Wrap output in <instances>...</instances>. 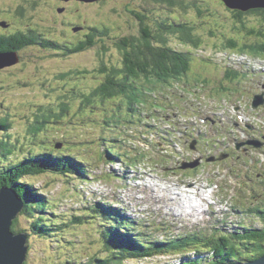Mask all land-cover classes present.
I'll use <instances>...</instances> for the list:
<instances>
[{
  "label": "rangeland",
  "instance_id": "obj_1",
  "mask_svg": "<svg viewBox=\"0 0 264 264\" xmlns=\"http://www.w3.org/2000/svg\"><path fill=\"white\" fill-rule=\"evenodd\" d=\"M16 1L0 0V9H2L0 10V22L4 23L5 20L11 21L10 18H12L14 12H8L7 9L11 7L13 10ZM79 1L86 2L83 0ZM68 4L69 9L78 8V11L75 12L76 14H90L92 16L90 19L93 17L97 18L96 22L102 19L108 20L110 15L114 14L111 13V10L115 6L118 12L115 13L114 18L119 25V29L123 28L121 29L122 31H128L133 34L139 33V24L134 12L148 14L153 22L158 20L163 21L165 18H169L167 20H170L176 18V15H182V20L192 21V23L198 21L199 25L196 27V30L201 34L200 42H202V46L199 51H192L194 56L191 57L192 67L190 72L181 81L169 83H173L172 85H168L167 87L160 85L157 93L165 90V88H168L170 94L177 93L181 89H185L188 92H193L195 89L202 93L200 94L202 98L200 101L207 102L200 105L201 103H199L198 99H195V103L199 108L200 106L204 107L200 108L203 109V112L205 109L211 110V115L210 111H207V114L212 119L207 118L209 120L206 121V119L200 118V120H197V117L183 116V114L177 113L178 109L168 107L167 110L171 111L173 115L177 114L180 120H192L195 122L194 125H190L182 131L183 138L180 139L182 143H173L176 153L174 151L167 152L164 158L160 160V163H156L155 165H150L149 162H146V164L140 163L141 166L135 168L137 174L135 178L130 176L129 178L125 177L126 180H124L119 174V177L116 179L110 178L108 176L109 173H117L114 165L106 159L103 162L96 154V151H94V149H97V151L101 150L97 145L100 133L107 131L110 134L112 132L116 134L117 131L115 126L111 125L107 127V124L104 122L108 118L106 112L95 111L97 109L102 111V109H99L102 105L90 108L92 112H86L84 115L83 113L74 112L70 118L64 119L65 122L61 123L62 125L47 123L45 126L47 129H43V127L40 131L35 130V132L32 127L35 125V120L33 119H35V114L39 108L44 109V107L59 105L64 100H68L67 103L69 106L71 105L70 108L80 106L79 99L73 96L72 90L68 89L71 90V93L66 89L63 90V86L69 82L75 83L80 79V76L75 80L68 79L70 78L68 73L74 66L86 67L97 65L101 57L99 56V48L96 46L101 43L94 46L96 48L93 47V49H89L81 54L71 53L70 55H65V48L63 47H60V49L32 47L25 50L22 61L17 67L11 70L5 69V67L3 68L5 71L0 73V102L2 103L0 118L5 117L8 120L10 119L9 129H2L3 131L1 130L0 132V141L3 139L15 141L18 149L15 157L19 158L27 154L28 150L31 152V147L36 144L38 146H34L33 153H37L42 148L52 145H55L54 149L55 153H57V151L63 149L66 142H69L70 138L68 135H70L71 140L75 139L78 153L84 156L82 160L85 161V158L87 160L88 157L90 158L94 176L90 178V181H79L80 179L78 178L70 179L66 176H57L49 173L26 176L24 178L25 181L34 183L36 188H39L49 200V210L45 214L46 217L48 219H55L58 223L64 221L68 224L65 227V231L61 232L60 237H57L60 233L44 238L33 235L32 240L29 241L30 250L28 251L25 263L73 264L72 262H74V264H80L81 260H83L81 257L87 260L91 256L104 257L106 252L103 251L101 243L98 241V236L102 229L108 228L105 226L108 219L89 211V207L94 206L97 202H103L115 208L120 206L122 207L121 209L120 207L118 208L120 210L125 208L128 211L126 213L128 217L136 220L133 224L134 226L131 227L132 231H130L133 234H138L140 228L143 230L141 223L143 222L142 219H145V217L131 215L129 212L133 210V207L137 206L139 210L146 209L147 212L154 210L156 220L165 223L160 224L159 229L161 231L155 233L152 227L150 228V232L145 231L147 232L145 233V239L157 241L165 240L163 238L166 231H168V236L171 237L179 234L182 229H193L196 225L201 228L206 226L201 230L202 232H212L218 225L210 214V207L213 206L212 204L221 201V199L223 200V206H219V203L214 204L216 205L214 207V214L228 210L230 205H234L233 201L235 197H237L235 205L238 206L237 201H239V206L241 207L251 204L254 200H256L254 202L261 200L264 197V185L261 183L262 190L261 195H259L257 193L259 189H256L254 184L264 182V173L262 171L264 170V101L258 106H254V109L252 108V102L255 94H261L264 98V64L255 65L257 68H262L263 72L258 71L256 75H252L249 73L252 67H248L249 64H243V61H264V51L258 49L255 51L253 49L240 51L237 50L238 48H231V45H226L225 43L228 39L232 38V42L235 41L240 46L253 42H258V45L263 46L264 14H261V12H250L249 10L240 14L238 10L235 12L234 8H230L221 0H184L186 7L180 4L168 6L166 3L159 2L158 0H107L105 5L100 6H88L87 4L76 3L75 1ZM256 8L259 7L257 6ZM38 11L39 15L35 17V22L41 26L53 27L56 30V33L52 34L46 32V36L55 38L57 35L54 34H60L61 31L65 30V25H62L64 16L55 18L54 22L58 21V23L54 24L52 21L53 9L50 6L47 4L42 7L39 6ZM165 22L169 23V21ZM2 23V27H5V23ZM71 36L73 34H68L65 39L73 41L74 39ZM170 40V43L175 48L186 50L189 47L183 44L184 39H181L178 34L177 37H171ZM115 41V39L111 38L105 39L110 48L106 59H108L107 61L112 59V62L118 63V61H121V57L115 48ZM191 44L194 45L193 43ZM228 65L229 67L227 68ZM227 72L229 76H233L234 80L224 79L225 83L221 84V79L224 75H227ZM65 73V76H61ZM236 74L239 75L236 77ZM88 79H83L84 83ZM92 80L91 82L97 84L99 78L92 77ZM232 82L235 85L233 93H230ZM241 88H244L243 90L246 92L243 96L239 94L240 91H243ZM251 88L253 89L252 92H250ZM199 89L207 91L204 92ZM219 92L221 93L216 95ZM154 95L151 97L155 98L156 95ZM156 98L157 101L156 99H152L149 104H143V112L146 110L153 111L155 103L160 104L159 98ZM226 103L231 104L228 109L224 108ZM116 105L119 106V103L117 102ZM211 106H213L212 109ZM224 115L228 116L227 122H225ZM134 116L140 117L135 114L130 116L131 118L127 116L128 119L126 120H131ZM139 119H141L139 120L140 124L137 125L144 127L142 122L144 123L145 121L142 118ZM205 124H210V127L207 128ZM250 124L256 125L259 128H256V133H251L252 127ZM238 127L240 129H237ZM128 128L130 133L134 134L136 132L134 125L129 124ZM202 130L204 132L207 130L210 136L206 138L205 135H202L203 138L199 139L200 147L204 146L199 151L205 153V156L208 154L219 156L225 150L227 153L233 152V158H228L227 156L221 161H203L199 168H184L185 163H189L195 157L200 156L198 151L189 148L190 144L186 146L188 143L186 141L195 142L193 138L188 139V137H192V133L189 132H193L196 136V133L202 132ZM116 135H122V133ZM222 136L223 138H221ZM232 137L235 138V143L231 147ZM219 138L222 146L211 142L219 140ZM17 139L19 140L18 142ZM148 139L151 142L153 141L151 137H148ZM205 139L211 140L210 147H208ZM248 140L253 141H249L240 147L237 146ZM86 141L90 144L86 143ZM256 141L260 142L261 145H249L250 142ZM102 143H105V141H102ZM94 145L97 146L95 147ZM123 145L125 144H119L118 146L125 148L126 146ZM121 151L124 153V150ZM24 157L26 156L22 158ZM188 158H191V160ZM113 159H115L114 155ZM4 161L0 158V169H3L5 162L7 163L9 160ZM167 165H170L174 169H164L160 172ZM102 166L107 168V173L103 172ZM257 169L259 170L257 171ZM145 171H147L148 176H145ZM259 173L263 174L259 175ZM127 174H129L128 170L123 175ZM82 182H86L87 185ZM187 183H192L194 188L190 186L184 187L183 185ZM78 188L83 190L81 194H77ZM149 188L153 190V193L154 191L157 193L155 194V198L159 200L158 202L152 203V199L149 197ZM185 189L190 192L184 193ZM174 190L191 195L192 204L202 206V210L198 211L187 208V210L181 209L180 211V203L183 197H177V194L175 196L173 194ZM203 192L208 193L207 201L201 198ZM165 202L169 204L166 205ZM78 211L79 215L92 214L97 224L85 223L84 221L71 222V216L73 214L77 215ZM169 214L180 218L182 223L181 221L176 224L170 223L167 220ZM57 217L59 218L56 219ZM243 217L240 215L238 218H234L233 216L228 218L229 222L227 223L229 226L226 229L232 228L230 230H238L239 223H241ZM19 219L18 228H25L27 225L26 218L21 216ZM243 222L254 224L253 222L251 223L250 219H246ZM124 232L128 231L125 230ZM163 248L161 246L159 249L160 253L152 257L131 259L130 264H176L182 255L162 251ZM187 254L192 255L195 253L187 251L184 255Z\"/></svg>",
  "mask_w": 264,
  "mask_h": 264
},
{
  "label": "trees",
  "instance_id": "obj_2",
  "mask_svg": "<svg viewBox=\"0 0 264 264\" xmlns=\"http://www.w3.org/2000/svg\"><path fill=\"white\" fill-rule=\"evenodd\" d=\"M158 1L166 3L168 6L180 4L186 7L184 0ZM105 3L106 2L103 4ZM46 4L50 6L52 3L46 0L16 1V4H14L16 6L14 9V14L16 15L15 21L17 23H22V25H32V23H35V32H33V34H27L26 32H22V29L15 28V33L18 34L10 38H0V51H9L11 49L20 51L25 47V43L26 45L42 44L44 48L50 47L51 49H60V47H63L65 48V55H70L71 53H84L101 43L96 46L99 48V56L101 59L97 65L95 64L93 66L80 67L76 65L71 68L68 73V75H70L68 79L75 80L78 79L79 76L80 79L75 83H66L67 87L65 84L63 90L66 89L70 93L72 90L73 96L79 99L80 106H76L77 108H70L71 105L69 106L67 103L68 100H64V102L59 103V105L44 107V109L39 108L38 112L35 114V119H33L35 120V125L32 126L34 132L35 130L40 131L43 127V129H47L45 127L47 123L62 125L61 123L65 122L64 119L70 118L72 113H83L84 115L86 112H92L90 108L102 105V107L99 108L102 109V111L98 109L95 111L106 112L108 118H106L104 122L107 124V127L111 125L115 126L117 128L116 134L122 133V135H116L113 134V132L110 134L107 131L100 133L98 146L101 150L97 151V149H94L100 159L111 161L114 167L118 163L123 170H128L129 174L132 175L135 173V168L141 166L140 163L146 164V162L157 160L160 162L167 152L175 151L176 148L173 144L175 140H173V143L169 142L161 146L158 141L151 142L148 136L149 134L152 137L157 136L160 133L159 130L163 131L162 126L164 124L177 126L173 113L167 110L168 107L178 109L179 111L177 113L188 115L192 118L202 115L199 111V106L195 103V99H202L200 95L194 96L196 90L188 92L185 89H181L177 93L170 94L168 88H165V90L157 93L160 85L163 87L172 85L175 81H181L190 72L192 67L191 57L194 56L192 51H199V48L202 46V42H200L201 34L196 30V27L199 25L198 21L192 23V21L182 20V15H176V18L170 20H167L169 18H165L163 21L158 20L153 22L148 14L134 12L137 23L139 24V33L133 34L128 31H122L121 29L123 28L119 29V25L114 18L118 9L113 6L111 13L114 14L110 15L108 20L102 19L99 22H96L97 18L93 17L90 19V17H92L90 14H84V17L78 13L76 16L75 14L64 15L62 25H65V30L61 31L60 34H54L57 35L55 38H50L48 36L45 37L44 34H46V32L51 34L56 33L55 28L41 26L35 22V17L39 15V6L42 7ZM75 9L76 7L71 8V11ZM249 11L264 13V7L249 9ZM243 12L244 11H239L240 14H243ZM59 16V14H55L53 11L52 21L54 22V19H57ZM83 21L86 22L85 26L88 30H85L87 32H75L74 27H77L79 22L82 23ZM165 21H169V23ZM57 23L58 21L54 22V24ZM68 34H73V36H71L74 39L73 41L65 39ZM177 34L181 39H184L183 44L189 46L186 50L175 48L170 43V38L177 37ZM106 38L116 40L115 48L121 57V61H118V63L112 62L110 54V60L107 61L108 59H106V56L110 52V48L105 42ZM62 39L65 40L60 41ZM231 39L232 38L228 39L225 43L226 45H231V48H238L237 50L240 51L248 49L264 51V45H258V42L246 43L245 46H240L239 43L235 41L232 42L233 40ZM11 44L12 47H10ZM65 75L66 73L61 76ZM238 75L239 74H236V77ZM89 76L91 77L89 78ZM92 77L99 78L97 84L91 82L93 81ZM83 79H88V81L84 83ZM224 79L234 80L233 76H229L228 72L227 75H224L221 79V84L225 83ZM172 81L173 83L169 84ZM229 83L231 84V82ZM234 85V82H232L230 93H233ZM226 92L230 94L228 91ZM220 93L221 92L216 93V95ZM245 93L244 91H240L239 94L243 95ZM153 94L156 95H154L155 98L151 97ZM156 97L159 98L158 101L160 104L155 103L153 111L146 110L143 112V104H149L152 99H156L157 101ZM117 102L119 106L116 105ZM128 109L130 111H128ZM116 114L118 118L115 117ZM135 114H138L140 117L134 116V118H132L133 120L131 119L128 121L131 122V124L133 122L137 123L136 121H139V118L142 117V120L146 122H144L143 125L148 134L138 132L137 130L134 134L130 133L128 128L130 123H127L126 119L128 117L126 116H133ZM168 116L170 117L167 118ZM200 117L203 119V116ZM9 120L5 117L0 118V126L3 130L9 129ZM202 133L205 136H209L207 130L205 132L202 130ZM68 137L70 138L69 142L65 143L61 151H57V153L59 152L58 154L54 153L56 152L54 149L55 145H52L42 148L34 157L28 156L24 158L15 157L18 150L15 141L9 139L0 141V155L3 160H9L4 168L0 170V187L3 185L14 187L25 202L24 210L18 215L17 219L14 220L12 229L15 232H27L29 241L32 240L33 235L44 238L60 233L57 235V237H60L61 232L65 231V227H67L68 224L64 221L58 223L55 219H48L46 217L45 214L49 210V200L39 188H36L34 183L27 182L24 178L26 176L39 175L47 172L48 168L46 167V163L50 162L49 158L57 159V162H52L50 169L70 179L78 178L81 181H85L87 174H91L89 172L91 165L90 158L88 157V160L85 158V161H83L82 158H84V156L78 153L75 139L71 140L70 135H68ZM221 138H223V136ZM18 141L17 139V142ZM102 141H105V143H102ZM218 141L220 142V138ZM86 143L90 144L88 141H86ZM119 144H125L123 146L126 147L122 148V146H118ZM91 148L93 149L94 147L91 146ZM119 149L124 150L125 154ZM34 154L35 153L31 155ZM78 154L80 155L79 159L77 158ZM113 155L115 159H113ZM41 165H44L45 168L41 167ZM166 167L171 169L170 165ZM102 169L104 173H107V168L105 166H102ZM258 170L259 169H257V171ZM116 172L117 173H109L108 176L116 179L119 177L118 174L120 171L116 169ZM81 191L83 190L78 188L77 194H81ZM254 201L249 205H243L244 221L250 219L251 223L253 222L254 224L242 221L239 223L238 230H233L234 232L227 230L225 233L220 230L205 233L201 231L200 227H197L193 230L184 229L176 236L169 237L167 234L168 231H166L163 238L165 240L157 241H150L146 238L147 241L145 239V233H147L145 231H150L149 226H144L141 223L143 230L140 228L138 234H133L130 231H132L131 227H133V224L136 222L135 219H130L127 214L122 213L118 208L111 205L109 206L103 202H97L94 206L89 207V211L108 219V222H106L107 225H105L108 228L102 229L98 236V241L101 243L102 249L106 253L104 257L91 256L88 260L81 257L83 260H81L82 262L80 264H130L131 259L152 257L160 253L159 249L161 246L164 247L162 251L174 252L182 255L176 264H218L220 262H237L256 259L264 255V197L258 202ZM78 215L79 211L77 215L73 214L71 216L72 220L70 219L71 222L84 221L85 223L97 224L92 214H86L85 216ZM21 216H24L27 220L25 228H18L19 218H21ZM58 218L59 217L56 219ZM258 223L260 224L255 225ZM159 226L158 224L151 226L154 230L153 232L156 233L157 231H161ZM125 230L128 232L125 233ZM187 251L195 254L184 255ZM72 263L74 264V262Z\"/></svg>",
  "mask_w": 264,
  "mask_h": 264
},
{
  "label": "water",
  "instance_id": "obj_3",
  "mask_svg": "<svg viewBox=\"0 0 264 264\" xmlns=\"http://www.w3.org/2000/svg\"><path fill=\"white\" fill-rule=\"evenodd\" d=\"M95 2L99 0H83ZM230 8L246 11L255 7H264V0H224ZM1 24V23H0ZM78 28L76 29V31ZM19 62L16 51L0 52V70ZM264 101L263 95L254 98V106ZM2 127L0 126V131ZM194 147V144H193ZM190 163L185 167H195ZM25 202L14 187H0V264H24L29 251V235L25 231L15 232L12 229L14 220L24 210ZM218 264H264V255L247 261L220 262Z\"/></svg>",
  "mask_w": 264,
  "mask_h": 264
},
{
  "label": "bare ground",
  "instance_id": "obj_4",
  "mask_svg": "<svg viewBox=\"0 0 264 264\" xmlns=\"http://www.w3.org/2000/svg\"><path fill=\"white\" fill-rule=\"evenodd\" d=\"M229 67V65L227 66V68ZM241 84V83H240ZM249 86V85H248ZM239 87V86H238ZM242 89V88H241ZM244 89V88H243ZM242 89V90H243ZM244 91V90H243ZM248 91H249V89H248ZM253 91V89L251 88L250 89V92H252ZM200 94H202V93H200L199 91H195V94H194V96H197V95H200ZM243 95H245V94H243ZM242 95V96H243ZM259 95V94H258ZM257 96V94H255V97ZM198 101H199V103H201L200 105H203V103H207V102H201L200 101V99H198ZM1 105H2V103L0 102V107H1ZM230 105L231 104H228V103H226L225 104V106H224V108H229L230 107ZM114 107V106H113ZM115 108V107H114ZM113 108V109H114ZM129 108V107H128ZM200 108H204L203 106H200ZM213 108V106H211V109ZM117 110V109H116ZM134 110V109H133ZM128 111H130L129 109H128ZM136 111V110H135ZM199 111H200V113L202 114V116H204L203 117V119H206V121H208L210 118H211V110H209V109H205V111L203 112V109H199ZM207 111H210V115L209 114H207ZM129 113V112H128ZM118 115H119V113H118ZM136 115H138V114H136ZM142 115H143V113H142ZM144 115H146V114H144ZM116 116H117V114H116ZM115 116V117H116ZM92 117V116H91ZM105 117V116H104ZM127 117V116H126ZM145 117V116H144ZM224 117H225V122H227L228 121V116L227 115H224ZM129 118H131L130 116H129ZM134 118V117H133ZM142 118V117H141ZM207 118H209V119H207ZM128 119V118H127ZM136 119V118H135ZM212 119V118H211ZM133 120V119H132ZM139 120H141V119H139ZM147 120V119H146ZM136 121V120H135ZM129 121L127 120V123H128ZM136 122H138V121H136ZM142 122V121H141ZM152 122V121H151ZM126 123V124H127ZM130 123V125H131V122H129ZM146 123V122H145ZM148 123V122H147ZM182 123V122H181ZM122 124V123H121ZM133 125H134V129L135 130H137L138 132H144V133H146V129L144 128V127H141V126H139V125H137V124H140V121H139V123H132ZM142 124H144L143 122H142ZM149 124V123H148ZM151 124V123H150ZM195 124V122H193L192 120H189L188 121V126H192V125H194ZM154 125V124H153ZM251 125V133H256L255 131H256V128H257V126L256 125H253V124H250ZM208 126H210V124L208 125ZM149 127V126H148ZM155 127V126H154ZM152 128V127H151ZM150 129V128H149ZM159 129V128H158ZM158 129H156V130H158ZM2 130V129H1ZM1 132V131H0ZM154 132V131H153ZM159 132H160V130H159ZM225 132H227V131H225ZM224 132V133H225ZM189 133H192V137H188V139H192L193 138V140L194 141H196L195 140V137L196 136H199V135H196L195 136V134L193 133V132H189ZM146 134H148V133H146ZM158 134V133H157ZM156 134V135H157ZM137 135V134H136ZM135 135V136H136ZM178 136H179V138H183V135L180 133V134H178ZM251 136H253V134H251ZM137 137H139V136H137ZM133 138H134V136H133ZM141 138V137H140ZM146 138V137H145ZM201 138H203V137H201ZM144 139V138H143ZM100 140H98V142H99ZM250 141H253V140H250ZM97 142V143H98ZM129 142V141H128ZM186 142H188L187 143V145L186 146H188L189 144H190V146H189V148H191V150H195L194 149V147H193V143L192 142H190V141H186ZM82 143V142H81ZM122 143V142H121ZM179 143H182V140H179ZM234 143H235V138H231V147L234 145ZM101 144V143H100ZM134 144V143H133ZM152 144V143H151ZM98 145V144H97ZM96 145V146H97ZM249 145H252V146H254V143L253 142H250L249 143ZM76 146V145H75ZM95 146V145H94ZM238 146V145H237ZM60 147V146H59ZM58 147V148H59ZM101 147V146H100ZM104 147V146H103ZM136 147V146H135ZM154 147H155V145H154ZM157 147V146H156ZM139 148V147H138ZM146 148V147H145ZM144 148V149H145ZM61 149V148H60ZM94 149V148H93ZM135 149H137V148H135ZM140 149V148H139ZM65 150V149H64ZM71 150V149H70ZM91 150V149H90ZM146 150V149H145ZM154 150H155V148H154ZM95 151V150H94ZM153 151V150H152ZM156 151V150H155ZM144 152V151H143ZM175 153H176V151H174ZM118 153V152H117ZM97 154V153H96ZM103 154V153H102ZM83 156V155H82ZM102 157V156H101ZM189 160H191V158H188ZM102 160V159H101ZM201 159L199 158V157H195L193 160H192V163H197L198 162V164L195 166L196 168H199V166H201V163H202V161H200ZM217 160V158H216V156H215V154H210V156H209V161L210 162H215ZM103 162H104V160H102ZM94 163V162H93ZM94 166V165H93ZM92 167V166H91ZM91 171H93V169H91ZM130 175V174H129ZM97 177V176H96ZM181 180V179H180ZM184 187H188V186H190V187H193L194 188V186L192 185V183H187V184H184L183 185ZM149 193H150V199H152V203L153 202H158L159 200L158 199H156L155 198V194H157L155 191H154V193H153V190L152 189H150L149 188V191H148ZM188 192H190V191H188L187 189H185V191H184V193H188ZM184 193H181V192H178V191H175L174 190V192H173V194H175V196H176V194H177V197H183V199H182V202L180 203V208H179V210L181 211V209L182 210H187V208H190V209H193V210H198V211H200V210H202V206H199V205H195V204H192V202H191V200H192V196L191 195H188V194H184ZM207 195H208V193H204L203 192V194L201 195V198L202 199H204V200H208V197H207ZM185 198V199H184ZM180 199V198H179ZM187 200V201H186ZM164 201H166V199H164ZM188 203H189V206H188ZM165 204L166 205H168L169 203H167V202H165ZM183 214V213H182ZM181 216H183V215H181ZM209 228H210V226H209ZM213 230V229H212ZM211 231V230H210Z\"/></svg>",
  "mask_w": 264,
  "mask_h": 264
},
{
  "label": "flooded vegetation",
  "instance_id": "obj_5",
  "mask_svg": "<svg viewBox=\"0 0 264 264\" xmlns=\"http://www.w3.org/2000/svg\"><path fill=\"white\" fill-rule=\"evenodd\" d=\"M46 1H48L49 3H52L51 5H50V7L53 9V11H54V13L55 14H59L60 16H64V15H67V14H76L75 12H77V10H78V8H76L75 10H73V11H71V9H69V4L68 3H70V2H72V1H75L76 3H82V4H87L88 6H93V5H96V6H100V5H105V4H103L104 2H102L101 0H99V1H95V2H81V1H79V0H46ZM103 1H107V0H103ZM112 1V0H111ZM16 4V3H15ZM16 7V6H15ZM15 7L13 8V10L11 9V7H9L8 9H7V11L8 12H14V9H15ZM0 10H2V9H0ZM7 12V13H8ZM62 14V15H61ZM85 14V13H84ZM84 14H81L83 17H84ZM11 19V21H9V20H5V27H2L1 25H0V38H3V37H7V38H10V37H12L13 35H16V34H18V33H15V28H20V29H22V32H26L27 34L28 33H30V34H33V32H35V29H34V25H35V23H32V25H30V24H28V25H22V23H17L16 21H15V19H16V15L15 14H13L12 15V18H10ZM63 20H64V18L62 19V22H63ZM85 24H86V22H82V23H79V25L77 26V28H79V30H77V31H79V32H81V31H84V32H87L85 29H87L88 30V28L85 26ZM75 28V27H74ZM73 28V29H74ZM24 45L25 46H29L30 44H25L24 43ZM6 46V45H5ZM10 47H12V44H11V46ZM0 52H2V51H0ZM14 66H12V67H6L5 69H11V68H13ZM3 71H5L4 69L3 70H1L0 71V73L1 72H3Z\"/></svg>",
  "mask_w": 264,
  "mask_h": 264
}]
</instances>
